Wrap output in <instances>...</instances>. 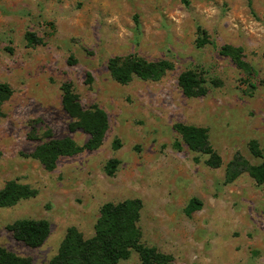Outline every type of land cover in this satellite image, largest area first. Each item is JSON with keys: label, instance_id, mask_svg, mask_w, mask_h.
Segmentation results:
<instances>
[{"label": "rangeland", "instance_id": "obj_1", "mask_svg": "<svg viewBox=\"0 0 264 264\" xmlns=\"http://www.w3.org/2000/svg\"><path fill=\"white\" fill-rule=\"evenodd\" d=\"M27 34L42 44L29 45ZM225 45L242 49L252 75L221 54ZM127 55L173 67L158 81L121 85L107 62ZM185 70L204 77V97L182 94ZM64 82L83 108L103 109L109 127L99 148L62 157L46 171L32 154L50 136L79 145L88 139L69 131ZM0 83L12 89L0 118V188L16 180L35 192L0 208V247L49 264L68 228L91 237L104 203L139 199L142 241L174 264H264V186L246 173L224 182L236 156L260 163L250 140L264 151V0H0ZM176 123L204 127L222 166L207 167V157L180 140ZM113 158L119 164L108 176ZM191 198L202 207L188 217ZM19 219L50 223L42 246L13 239L5 227ZM119 264L141 263L133 253Z\"/></svg>", "mask_w": 264, "mask_h": 264}, {"label": "trees", "instance_id": "obj_2", "mask_svg": "<svg viewBox=\"0 0 264 264\" xmlns=\"http://www.w3.org/2000/svg\"><path fill=\"white\" fill-rule=\"evenodd\" d=\"M26 41L29 45L42 44V40L36 38L34 34H27ZM206 42L207 39L203 36L199 39L200 46ZM220 51L239 70L252 75V68L245 61L241 48L225 45ZM172 67L168 61H147L136 55L114 56L107 62L110 77L121 85L128 84L133 78L158 81ZM91 81V76L87 75V82ZM178 86L186 98L204 97L207 93L206 80L193 70H185L179 75ZM249 86L255 88L253 84ZM60 90L61 107L71 119L69 131L72 133L81 130L88 135V139L79 145L70 137L55 139L50 136L47 141L37 146L32 154L46 171H52L62 157H72L83 151L99 148L109 127L108 116L103 109L96 105L86 109L81 106L72 83L64 82ZM11 95V87L7 83H0V118L2 105ZM173 129L189 150L207 157L204 162L207 167L218 169L222 166L221 157L211 146L204 127L176 123ZM120 146L117 140L113 142L115 150ZM175 146L180 147L179 143H175ZM248 150L253 157L260 160V163L251 165L242 157L236 156L225 168L226 184L234 182L241 174L246 173L256 185L264 186V151L259 148L256 140L249 141ZM118 164L117 159H110L105 166V173L113 176ZM34 195V190L28 185L9 180L0 188V208L14 206L19 201ZM201 207L202 203L198 199L191 198L184 208V214L190 217ZM140 210L139 199L104 203L94 224L93 235L85 237L75 227L68 228L56 255L49 264H119L128 260L133 253L137 254L141 264H174L170 255L160 252L153 246H147L142 241L138 226ZM5 228L14 240L29 248L42 246L50 234V223L46 219H19L6 225ZM0 264H32V262L29 258L19 257L0 247Z\"/></svg>", "mask_w": 264, "mask_h": 264}]
</instances>
